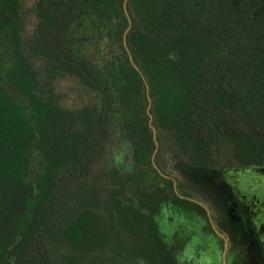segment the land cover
I'll use <instances>...</instances> for the list:
<instances>
[{"label":"trees","instance_id":"trees-1","mask_svg":"<svg viewBox=\"0 0 264 264\" xmlns=\"http://www.w3.org/2000/svg\"><path fill=\"white\" fill-rule=\"evenodd\" d=\"M123 2L34 0L22 47V0H0V264H184L201 209L156 172L155 141L174 177L264 170V0H128L151 123ZM117 133L130 164L98 177ZM165 210L186 220L170 236Z\"/></svg>","mask_w":264,"mask_h":264},{"label":"flooded vegetation","instance_id":"flooded-vegetation-1","mask_svg":"<svg viewBox=\"0 0 264 264\" xmlns=\"http://www.w3.org/2000/svg\"><path fill=\"white\" fill-rule=\"evenodd\" d=\"M21 44L22 47L25 44L22 35ZM182 168L196 173L197 176L186 183L177 172L182 174ZM154 169L162 178L172 182L173 192L179 199L201 209L199 212L191 211L187 219L190 237L182 251L184 264H238L237 255L242 256L243 264H264V222L253 220L254 215H264V170L249 169L224 176L196 171L184 163L176 162L172 167L177 174L174 177L163 173L157 165ZM237 213L245 214L247 222L253 224L254 233L258 237L257 250H248V245L246 252L236 253L234 235L224 219L228 214L233 218ZM183 215L179 218L176 211H163L159 222L162 233L167 236L173 234L179 223L186 221ZM170 216L174 218L173 222Z\"/></svg>","mask_w":264,"mask_h":264},{"label":"rangeland","instance_id":"rangeland-1","mask_svg":"<svg viewBox=\"0 0 264 264\" xmlns=\"http://www.w3.org/2000/svg\"><path fill=\"white\" fill-rule=\"evenodd\" d=\"M34 0H22L21 15V29H22V40L23 44L26 39L30 36L35 23V17L31 11ZM35 68H39L37 63H34ZM57 92L63 96L62 104L70 107L73 104L80 102V97L77 94L79 85L77 81L72 78H62L56 82ZM118 163L125 165L130 164V153L127 142L123 139L122 134L117 133L107 143L105 155L102 160L96 165L95 172L98 177H101L105 172L116 166ZM180 177L188 183V181L197 176L196 173L190 172L182 168V174L177 171ZM186 179V180H185ZM246 215L237 213L233 218L226 215L224 222L229 226L230 231L234 235L236 253L246 252L249 245V249L258 248V237L254 233V226L252 223L247 222ZM253 220H259L264 222V215L253 216ZM246 247V248H245ZM237 263L243 264L242 256H236Z\"/></svg>","mask_w":264,"mask_h":264},{"label":"water","instance_id":"water-1","mask_svg":"<svg viewBox=\"0 0 264 264\" xmlns=\"http://www.w3.org/2000/svg\"><path fill=\"white\" fill-rule=\"evenodd\" d=\"M127 2H128V0H124V2H123V11H124V13H125V15H126V17H127V20H128V27H127V29L125 30L124 35H123V45H124L125 50H126V52H127V54H128V58H129V61H130L131 65H132L133 68H134V69L140 74V76L142 77L143 82H144V84H145L146 92H147V98H148V102H149V105H148V108H147V113H148V116H149V118H150V123H151L152 116H151V114L149 113V109H150V106H151V101H150V99H149V89H148V86H147V84H146V81H145V79H144L142 73L140 72V70L138 69V67L134 64L133 59H132V56H131L130 51H129V49L127 48V44H126V35H127L128 31H129L130 28H131V20H130V18H129V16H128V13H127ZM150 126H151V128H152V131H153V134H154V139H155V138H156V130H155V128H154L151 124H150ZM157 148H158V143L155 141V150H154V152H153V154H152V162H153V165H154L155 168H156V165L154 164V157H155V154H156V152H157ZM158 172L160 173V171H158ZM160 174L163 175L162 173H160Z\"/></svg>","mask_w":264,"mask_h":264}]
</instances>
